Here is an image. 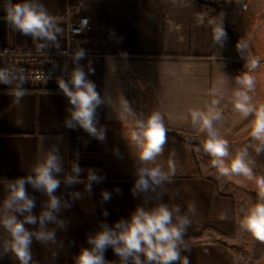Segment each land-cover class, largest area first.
Returning <instances> with one entry per match:
<instances>
[{"label":"crops","instance_id":"crops-1","mask_svg":"<svg viewBox=\"0 0 264 264\" xmlns=\"http://www.w3.org/2000/svg\"><path fill=\"white\" fill-rule=\"evenodd\" d=\"M207 1L213 3L0 0V46L67 48L70 56L62 66V78L68 81L78 64L102 99L96 109V127L105 129V138L100 140L79 125L67 126L73 106L58 80L42 86L24 82V94L19 97L10 86L0 84V220L14 214L23 221L29 214L5 209L8 182L34 176L35 166L49 152L57 154L61 162V171L54 173L60 186L53 195L61 201L54 215L62 223L46 222V229L55 232V241L41 242L32 237L30 264H76L81 249L92 247L88 237L101 231V225L114 228L119 221H129L137 208L150 211L160 204L169 209L178 206L179 215L189 221L180 249L189 264H239V255L231 246L239 231L238 200L243 193L258 195L257 189L249 190L238 181L242 175L230 176L233 185L222 182L219 170L211 163L213 157L203 146L185 138L200 143L207 138L206 132L192 124L191 109L219 111L221 119L213 126L228 141L225 162L245 151L253 177L264 176V143L250 135L255 112L245 117L234 107L237 91L248 94L254 109L264 105V0ZM15 3L38 6L37 10L42 8L53 17L61 29L56 33L59 46L33 39L12 25L6 6ZM81 17L87 18L85 31L71 36L68 21ZM217 28L226 32L220 43L213 39ZM78 49H83L85 56L74 61ZM253 59L257 61L255 68L250 67ZM89 67L94 74L89 73ZM245 74L254 78L251 90L239 82ZM17 84L14 82L13 87ZM213 100L218 103L213 105ZM124 104L131 113L123 110ZM153 112L162 116L166 143L156 161L145 164L129 133L137 120H145ZM169 161L174 165L170 180L133 194L139 168L159 164L167 173ZM74 165L82 171L79 182L69 185L65 181L76 175ZM90 172L101 180L91 182L89 189ZM25 188L35 205L31 215L39 217L48 210L49 197L31 184L26 183ZM105 191L110 193L107 201L102 196ZM24 226L31 232L40 230L39 220ZM10 240V233L0 223V264H20L11 251H4ZM139 255L142 264H153ZM104 257L108 264H121L111 247ZM124 264L134 261L129 257Z\"/></svg>","mask_w":264,"mask_h":264},{"label":"clouds","instance_id":"clouds-1","mask_svg":"<svg viewBox=\"0 0 264 264\" xmlns=\"http://www.w3.org/2000/svg\"><path fill=\"white\" fill-rule=\"evenodd\" d=\"M37 8L38 6L29 3H15L6 6L7 19L23 34L31 35L33 39L49 41L58 47L56 33L61 29L56 27L53 17L49 16L42 8L39 10ZM85 26L86 21L81 24V29ZM225 37L226 32L223 29L215 30L213 37L215 42L220 43ZM43 47H45L44 44L38 46L39 49ZM122 55H126V53ZM84 56V50L78 49L73 60L79 61ZM256 65L257 61L253 59L250 62V67L255 68ZM15 71L21 74L19 84L13 87L14 80L11 75L13 69L7 67L0 68V84L10 86L13 94L19 97L24 94L22 84L27 77L24 75V69L20 68ZM88 71L94 74L93 68L89 67ZM239 82L251 90L254 78L245 74L239 78ZM58 85L73 106L72 109H69L71 119L66 121L67 126L76 127L79 125L89 135L103 140L105 129L98 130L96 127V109L102 103V99L96 90L95 83L87 78L83 68L77 64L71 72L70 79L65 81L60 78ZM235 97L234 107L243 116L247 117L250 113L255 112L250 135L264 143V105L254 109L249 103L250 97L244 91H237ZM217 103L216 100L212 101L213 105ZM123 110L131 113L126 104L123 105ZM189 115L192 124L198 125L199 131L207 133V138L203 141V148L213 157L211 163L222 175L236 174L255 180L260 200L248 208L240 224L255 239L264 242V176L253 177L252 169L245 159V151L238 152L230 163L225 162L224 158L228 156V141L221 138L213 126L214 121L221 119L219 111L209 109L208 112H204L191 109ZM129 135L130 139L139 147L140 161L145 164L154 163L166 143V129L161 114L153 112L145 120H137L135 129L131 130ZM259 150L257 148V151ZM168 168L169 172L167 173L159 164L139 168L133 194L135 195L136 191H148L153 186H160L164 181L170 180V173L174 172V165L171 161L168 163ZM60 171L59 156L54 152H49L46 158L35 166L34 176L17 178L14 183L8 182L10 194L4 200L5 209L21 215L25 212L29 213L24 216L23 221L18 220L14 214H8L0 220L11 236V240L4 245V251H11L20 264H30L32 260L30 245L33 236L41 242L55 241L54 230H47L45 225L46 222L62 223L57 221L54 215V212L59 211L61 201L53 195L60 186V180L54 176V173ZM81 171L82 169L78 165H74L73 172L76 175L66 177L65 182L69 185L79 182L78 177ZM100 180V177L90 172L88 176L89 189L91 182ZM26 183L36 189L43 190L49 197L48 210L43 211L39 217L31 215V210L35 205L33 199L29 198L26 192ZM117 191L119 192V190ZM102 196L105 201L110 199V193L106 191L102 193ZM191 210L194 211V209ZM179 213L178 206L169 209L166 205L160 204L150 211L137 208L129 221H119L114 228L101 225V231H98L94 237H88V243L92 247L81 249L76 264H108L104 252L109 247L121 258V264H124L129 257L132 258L134 264H142L139 255L141 253L147 261L153 262V264H175L177 261L180 264H189L187 257H182L180 254L181 246L184 243L183 236L189 221L186 216L179 215ZM174 214H176V223H173ZM105 215H107L106 212ZM37 220L40 224L39 231L31 232L25 228V223L36 224Z\"/></svg>","mask_w":264,"mask_h":264},{"label":"built area","instance_id":"built-area-1","mask_svg":"<svg viewBox=\"0 0 264 264\" xmlns=\"http://www.w3.org/2000/svg\"><path fill=\"white\" fill-rule=\"evenodd\" d=\"M85 21L86 26L81 29V24ZM86 27V17L72 19L67 23V31L71 36L83 34ZM69 56L70 52L67 48L52 50L47 47L39 49L38 46L2 45L0 46V68L13 69L12 78L18 83L21 74L15 70L22 68L27 77L25 82L42 86L62 78V66Z\"/></svg>","mask_w":264,"mask_h":264},{"label":"rangeland","instance_id":"rangeland-1","mask_svg":"<svg viewBox=\"0 0 264 264\" xmlns=\"http://www.w3.org/2000/svg\"><path fill=\"white\" fill-rule=\"evenodd\" d=\"M219 175L222 182L225 181L228 184L233 183V177L230 178V176L222 175L221 173ZM238 181L248 185L249 187L247 186L246 188L249 190L251 189L254 191V189H257L255 182L250 181V179L246 177H242ZM251 194L252 193H243L242 198L238 200L239 231L231 246L235 248L239 255V264H264V242L255 239L250 233L243 229L240 224L248 208L260 200L259 195L255 194V197H252Z\"/></svg>","mask_w":264,"mask_h":264},{"label":"trees","instance_id":"trees-1","mask_svg":"<svg viewBox=\"0 0 264 264\" xmlns=\"http://www.w3.org/2000/svg\"><path fill=\"white\" fill-rule=\"evenodd\" d=\"M206 2L207 3H213V2L207 1V0H206ZM185 141H187L188 143H191L193 145H196V146H203V143H200V142H198V141H196L194 139H191V138H185Z\"/></svg>","mask_w":264,"mask_h":264}]
</instances>
